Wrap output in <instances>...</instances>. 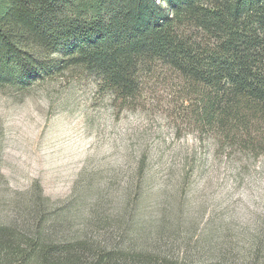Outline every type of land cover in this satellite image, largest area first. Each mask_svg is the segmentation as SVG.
<instances>
[{"label": "rangeland", "instance_id": "1", "mask_svg": "<svg viewBox=\"0 0 264 264\" xmlns=\"http://www.w3.org/2000/svg\"><path fill=\"white\" fill-rule=\"evenodd\" d=\"M141 86L127 107L74 68L0 91V224L108 221L118 240L128 223L181 262L264 264V158L197 133L170 69Z\"/></svg>", "mask_w": 264, "mask_h": 264}, {"label": "trees", "instance_id": "2", "mask_svg": "<svg viewBox=\"0 0 264 264\" xmlns=\"http://www.w3.org/2000/svg\"><path fill=\"white\" fill-rule=\"evenodd\" d=\"M156 67L182 81L197 133L264 158V0H0V91L74 68L127 107ZM68 223L0 224V264H192L134 247L128 223L118 240L108 221Z\"/></svg>", "mask_w": 264, "mask_h": 264}]
</instances>
